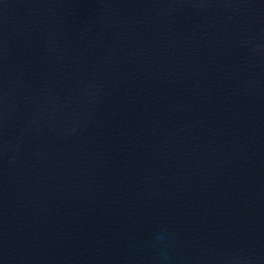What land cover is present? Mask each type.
Segmentation results:
<instances>
[{
    "label": "water",
    "instance_id": "1",
    "mask_svg": "<svg viewBox=\"0 0 264 264\" xmlns=\"http://www.w3.org/2000/svg\"><path fill=\"white\" fill-rule=\"evenodd\" d=\"M0 264H264V0H0Z\"/></svg>",
    "mask_w": 264,
    "mask_h": 264
}]
</instances>
